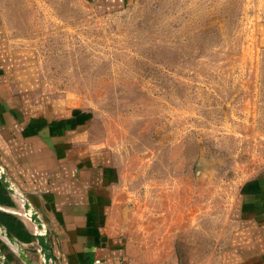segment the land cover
<instances>
[{"label":"rangeland","instance_id":"obj_1","mask_svg":"<svg viewBox=\"0 0 264 264\" xmlns=\"http://www.w3.org/2000/svg\"><path fill=\"white\" fill-rule=\"evenodd\" d=\"M262 17L264 0H0L33 95L79 109L110 152L133 264H209L264 169Z\"/></svg>","mask_w":264,"mask_h":264},{"label":"crops","instance_id":"obj_2","mask_svg":"<svg viewBox=\"0 0 264 264\" xmlns=\"http://www.w3.org/2000/svg\"><path fill=\"white\" fill-rule=\"evenodd\" d=\"M258 22L264 47V17ZM2 47L0 42V165L38 212L56 263L133 264L124 231L128 210L120 205L118 170L107 147L92 141L79 109L33 95L41 81L32 50ZM9 194L14 205L0 209L20 217L32 237L13 235L11 243L2 225L1 248L12 264H26L20 246L35 264H45L36 224L24 215V201ZM230 213L227 237L209 264H264V169L240 187Z\"/></svg>","mask_w":264,"mask_h":264},{"label":"water","instance_id":"obj_3","mask_svg":"<svg viewBox=\"0 0 264 264\" xmlns=\"http://www.w3.org/2000/svg\"><path fill=\"white\" fill-rule=\"evenodd\" d=\"M0 180L11 194L20 197L24 201L23 203L24 214L32 222L36 224V227H37L36 238H37L38 245L40 246V252L44 257L45 264H57L54 253H53V248H52L50 238L48 237L47 233L44 231V223L42 219L40 218L38 212L32 207L30 202L16 190L15 186L8 179L1 165H0ZM0 227L3 228L1 224H0ZM1 234L2 236L7 237L11 243L16 242V238L7 230H3ZM18 255L22 260L25 261L26 264H35V261L33 260V258L30 257L28 253L26 252V250L21 246L18 247ZM0 264H12V262L7 257V255L5 254L1 246H0Z\"/></svg>","mask_w":264,"mask_h":264},{"label":"trees","instance_id":"obj_4","mask_svg":"<svg viewBox=\"0 0 264 264\" xmlns=\"http://www.w3.org/2000/svg\"><path fill=\"white\" fill-rule=\"evenodd\" d=\"M0 205L1 206H13L14 201L11 198V195L9 194L6 187L3 185V183L0 180ZM0 224L3 225L8 232H10L12 235L19 237L22 240H30L32 237L24 224V222L18 217L17 215L13 213H9L6 211H3L0 209ZM0 244L2 248L4 249L5 244L0 239ZM7 256L11 257L10 253L6 252Z\"/></svg>","mask_w":264,"mask_h":264},{"label":"built area","instance_id":"obj_5","mask_svg":"<svg viewBox=\"0 0 264 264\" xmlns=\"http://www.w3.org/2000/svg\"><path fill=\"white\" fill-rule=\"evenodd\" d=\"M25 215V214H24ZM26 216V215H25ZM27 217V216H26ZM96 264H100V260H96Z\"/></svg>","mask_w":264,"mask_h":264}]
</instances>
